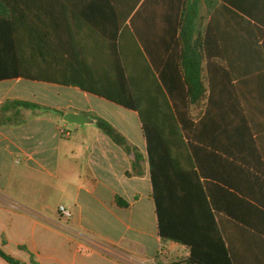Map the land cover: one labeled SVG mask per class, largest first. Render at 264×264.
Here are the masks:
<instances>
[{
  "label": "crops",
  "instance_id": "crops-1",
  "mask_svg": "<svg viewBox=\"0 0 264 264\" xmlns=\"http://www.w3.org/2000/svg\"><path fill=\"white\" fill-rule=\"evenodd\" d=\"M132 1L11 0L17 49L11 63L22 75L0 80V247L8 249L14 243L17 254L11 256L24 264H174L189 258L188 248L159 236L140 114L68 83L81 82L104 92L124 83L118 82L124 74L114 34L121 18L127 16L124 26H130L135 14L130 13ZM139 1L140 6L146 0ZM229 1L228 8L219 4L215 10L220 42L214 52L231 48L242 72L256 60L238 55L244 30L250 31L238 24L239 17L264 26V0ZM203 16L206 28L212 17L206 10ZM131 45L130 33L125 32L122 47L128 54ZM139 66L138 98L146 120L178 131L158 76L140 57ZM204 76L208 88L211 80L225 77L221 72L209 77L207 70ZM239 78L219 83L214 94L209 90L208 99L192 108L194 122L200 125L189 141L193 156L187 150L175 159L191 170L195 181L180 175L173 184L177 191H189L191 185L203 189V207L215 216L208 221L218 224L236 264H264V75L242 82L236 81ZM247 110L254 114L252 122L246 118ZM70 112L87 116L94 124L69 125L64 116ZM93 116L110 123L143 154L141 175L133 172L135 156L101 132ZM249 127L252 140L244 137ZM58 184L78 210L70 233H59L66 247L46 251L35 244L15 243L20 222L50 231L43 226L42 204ZM36 200L41 206L38 213ZM118 200L128 207H121ZM0 264L8 263L0 257Z\"/></svg>",
  "mask_w": 264,
  "mask_h": 264
},
{
  "label": "trees",
  "instance_id": "trees-1",
  "mask_svg": "<svg viewBox=\"0 0 264 264\" xmlns=\"http://www.w3.org/2000/svg\"><path fill=\"white\" fill-rule=\"evenodd\" d=\"M229 3V0H146L139 6L140 1L133 0L130 2V13L135 14L130 20V26H124L127 16L121 18L118 31L114 34L124 74V79L118 82L124 83L104 92L98 87H87L81 82H68L69 85L104 97L140 114L148 143L147 160L159 223V236L163 241L185 246L190 254L187 261L174 264H236L233 251L220 235L218 224L208 221L209 218L214 220L215 216L209 207H203L205 204L203 189L191 185L194 187L189 191L185 189L177 191L174 190L176 187L173 184V181L180 179L178 177L180 175L192 182L195 181L190 174L191 170L175 159L179 154H187V150L193 156L194 146L190 145L189 141L197 134L200 125L194 122L192 108L208 99L209 90L214 94L219 83L224 85L227 82L232 83L237 77L240 78L236 81L241 82L256 80L254 78L258 75H264V26L252 18L239 17L242 23L238 24L243 28L248 26L250 31L244 30L243 48L241 51L238 50V55L253 57L256 60L254 64L243 66V71L238 72V65L233 61L234 51L231 48L214 52L216 51L214 47L216 48L220 42L219 21L215 10L219 4L228 8ZM10 8L11 0H0V80L22 75L19 67L11 63L12 58L17 55V49L14 47L16 34ZM204 10L212 17L206 28H203ZM119 29L123 31L120 33ZM125 32L130 33L132 42L129 54L122 47ZM139 57L147 60L154 75L158 76V82L174 112V122L178 126V131L164 130L146 120L138 98ZM220 59L225 64H220ZM206 70L209 77L219 72L224 73L225 77L217 82L211 80L208 88L204 76ZM15 103L26 109H41L27 102ZM246 115L248 121L252 122L254 114L247 110ZM92 118L101 132L128 154L135 156L133 172L141 175L142 164L145 161L143 154L131 146L110 123L99 117ZM253 133V129L249 127L244 131V137L252 140ZM174 174L177 177H174ZM117 203L121 207H128L122 200H118ZM210 204L213 208L216 207L214 201L211 200ZM0 257L8 264H24L7 254L1 247Z\"/></svg>",
  "mask_w": 264,
  "mask_h": 264
},
{
  "label": "rangeland",
  "instance_id": "rangeland-1",
  "mask_svg": "<svg viewBox=\"0 0 264 264\" xmlns=\"http://www.w3.org/2000/svg\"><path fill=\"white\" fill-rule=\"evenodd\" d=\"M34 210L38 213L40 211L39 201L36 200L34 203ZM44 206L43 213L46 216L45 223L43 226L50 229V231H41V227H33L27 222H20L19 225L15 227L14 231V241L28 244L29 246L38 245L42 247L43 250L49 249H63L66 247L64 245L63 239L60 234L70 233L68 229H73V222L75 221V213L78 211L74 205L69 202L67 195L62 187L58 185L52 186V192L50 196H47L46 201L42 204ZM65 207L67 210L74 212V217L69 220L65 217L62 218L61 213H59L60 208ZM5 252L10 255L15 256L17 254V249L13 243L11 248L5 249Z\"/></svg>",
  "mask_w": 264,
  "mask_h": 264
},
{
  "label": "water",
  "instance_id": "water-1",
  "mask_svg": "<svg viewBox=\"0 0 264 264\" xmlns=\"http://www.w3.org/2000/svg\"><path fill=\"white\" fill-rule=\"evenodd\" d=\"M64 121L69 125L85 126L94 124V121L91 118L73 112L67 113L64 116Z\"/></svg>",
  "mask_w": 264,
  "mask_h": 264
},
{
  "label": "built area",
  "instance_id": "built-area-1",
  "mask_svg": "<svg viewBox=\"0 0 264 264\" xmlns=\"http://www.w3.org/2000/svg\"><path fill=\"white\" fill-rule=\"evenodd\" d=\"M60 131H61V134L65 135V136L70 135L68 132H66L63 129H60ZM19 162H20V160L18 159L17 163H19ZM60 213H61L62 217H65L66 219H70L73 216L72 212L67 210L65 207L60 208Z\"/></svg>",
  "mask_w": 264,
  "mask_h": 264
}]
</instances>
